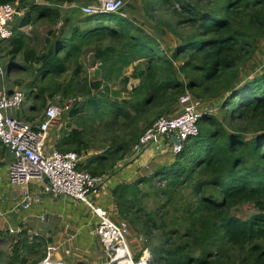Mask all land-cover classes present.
Listing matches in <instances>:
<instances>
[{
	"label": "trees",
	"instance_id": "1",
	"mask_svg": "<svg viewBox=\"0 0 264 264\" xmlns=\"http://www.w3.org/2000/svg\"><path fill=\"white\" fill-rule=\"evenodd\" d=\"M44 1L0 0V4L18 2L24 10L14 26L11 61L22 53L27 63L37 65L40 75L60 78L74 59V75L79 76L80 57L93 49L102 74L100 80L89 86L71 80L57 83L51 90L41 86L38 94L54 97L80 91L89 97L75 103L69 116L87 110L93 121L107 118L115 125L121 116L131 120L126 123L129 132L113 137L110 144L90 156L85 128L62 134L56 142L58 149L87 155L78 164L79 169L105 174L131 164L133 160L120 162L145 129L159 116L170 113L175 104L176 108L186 92L200 100L223 99L218 114L206 111L201 116L199 134L184 142L173 162L155 167L152 175L132 183L120 181L112 190L119 215L134 225L142 224L140 231L147 235L144 248L152 253L149 264H264V63L255 75L238 81L242 71L246 74L247 63L264 38V0H207L202 5L190 0H156L174 7L176 23H164L179 37L172 56L159 49L158 39L151 32L126 16L125 8L121 12L85 15L66 34L64 27L72 18L68 17L59 28L48 32L51 45L39 51L27 42L30 31L38 17L58 25L64 10L47 3L67 0ZM153 5L149 0L148 6ZM92 22L96 24L86 28L80 25ZM133 64L132 73L126 76L125 69ZM131 78L139 80L131 92L136 99L134 114L125 105L131 99L119 100L121 93L109 86L117 79L126 85ZM93 88L97 93H91ZM155 112L157 115L145 127L139 126L141 119H150ZM154 178H158L159 193L167 197L160 219L152 213L142 217V208L134 211L142 192L140 185ZM185 189L189 195L181 194L176 201L177 194ZM168 204L176 205L175 209L183 213L178 219L171 218L170 223L165 218ZM244 204H253L257 211L247 218L240 217L235 210ZM156 230H160V242L151 245ZM12 239L9 259L13 264H40L51 243V238L41 234L31 237L27 228L12 235ZM142 254L140 251L136 258Z\"/></svg>",
	"mask_w": 264,
	"mask_h": 264
},
{
	"label": "built area",
	"instance_id": "2",
	"mask_svg": "<svg viewBox=\"0 0 264 264\" xmlns=\"http://www.w3.org/2000/svg\"><path fill=\"white\" fill-rule=\"evenodd\" d=\"M125 0H97L83 4L81 11L85 15L102 12H121ZM24 15V10L18 2L0 4V56L2 49L9 44L14 36V22ZM6 71L0 64V144L4 145L13 155L9 165L8 178L11 184L20 188L19 206L29 209L42 197L49 195L55 198H72L84 202L97 218L95 232L104 245L108 258L102 264H149L152 257L149 248H143L139 258L131 247L129 237L131 228L125 219H115L111 210L98 201V191L110 173L93 174L79 169L82 155L76 151H61L56 146L50 148L48 139L51 127L57 123L66 111L81 100V97H71L65 107L52 103L47 106L44 115L35 122L22 120L11 111L21 108L26 99V92L21 88L9 90L4 84ZM200 99L186 92L179 99L180 107L176 113L161 115L145 129L139 140L120 164L132 161L149 149L170 151L173 155L180 152L184 142L200 132L201 116L207 111L201 105ZM177 137L180 143L174 141ZM142 170L147 176L152 175L151 164L143 165ZM48 177V181H45ZM42 181L43 189L39 194L29 190L33 181ZM5 212L0 209V217ZM23 227H9L11 235L22 233ZM32 237L37 232L29 233ZM144 240V237H141ZM54 244L47 247L46 258L41 264H75L53 258L56 250ZM84 264V263H81Z\"/></svg>",
	"mask_w": 264,
	"mask_h": 264
},
{
	"label": "rangeland",
	"instance_id": "3",
	"mask_svg": "<svg viewBox=\"0 0 264 264\" xmlns=\"http://www.w3.org/2000/svg\"><path fill=\"white\" fill-rule=\"evenodd\" d=\"M153 1V7L150 8L148 6L149 0H125V10L124 13L129 18L135 20L138 24H141L143 28L147 31L151 32L153 36L158 39L159 49L162 50L165 54L172 56L175 47L179 43V37L176 36L171 29L166 26L164 23H176V15L172 13L174 7L170 3L162 4L157 3L156 0ZM194 4L198 2L199 5L206 4L207 0H190ZM175 7L178 8V5L175 4ZM179 9V8H178ZM106 17V16H103ZM98 21V20H97ZM48 22V21H47ZM46 23L42 25H38L35 29V36L33 39L27 40L28 44L39 50L44 51L51 45V41H47V34L52 29L51 25ZM114 23V20L113 22ZM49 36V35H48ZM260 48L254 54L252 60L247 63L246 66V74L242 71L240 75L239 82L243 81L246 75H255L258 72L259 66L264 63V38L260 40ZM105 41L104 43H106ZM11 48L10 43L6 44L2 49V54L0 56V64L6 71V83L10 81H16L17 85L21 87L26 92V99L22 106V108L16 109V113L23 118L29 117L31 122H35L40 119L44 115V111L48 105L55 103L60 105L61 107H65L67 101L71 97H82L84 99L88 98L89 95H84L80 91L75 93H69L68 96H63V94L58 93L51 97L49 93L41 96L38 94L39 87L41 86H48L54 88L57 83H64L67 84V81L73 80L74 83L76 82L83 84L87 82V86L89 83L100 80L102 78V74H100V67L99 62L94 58V50L90 49L86 51L81 57L80 61L82 63V71L79 76L74 75V71L77 67L76 62L72 59L69 62V69L68 71L63 74L60 78H55L51 75H40L37 72V65L36 64H29L24 60V56L22 53L17 55L14 61H11L9 54V49ZM137 63V62H136ZM135 63V64H136ZM15 65V70L9 71V67ZM134 68V64L127 67L125 69V75L129 76ZM123 77V76H122ZM108 84V82H105ZM139 83L138 79L131 78L128 84H124L121 82L120 79L110 81L109 86L112 90L118 91L121 93L119 96V100L131 99V103H125L126 108L134 114L136 111L133 109V103L136 102V99L131 95L132 87L136 86ZM92 88V87H91ZM49 92V91H47ZM92 94L97 93L96 89H92ZM223 99L220 98H201L202 106L204 109H207L212 114H218L220 110V104ZM45 102V103H44ZM77 103V102H76ZM75 105V104H74ZM73 105V107H74ZM178 105V104H177ZM176 104L172 107V111L167 113L166 115L174 114L179 109L180 105L174 108ZM69 111H66L62 114L59 119L58 125L51 127L50 129V137L51 134L54 139L57 141L61 138L62 134L69 132L73 128L81 127L85 128L88 131L87 139L90 141V153L88 156L100 152L101 149L105 148L106 145L110 144L113 140V137L123 136L126 132H129L130 128L127 126V122H131L129 118L121 116L119 118V123L113 125L111 122H108V119L105 118L103 121L97 119L95 121L92 120V114L89 113L87 110L83 111L78 116L71 117L69 116ZM157 115V112L152 114L151 118L145 117L140 120L139 126L145 127L148 120L153 119ZM26 120V119H25ZM155 121V120H154ZM59 129V130H58ZM58 132V133H57ZM56 134H61L60 137H57ZM56 136V137H55ZM50 140V141H49ZM55 140L52 138L48 139V146L50 148L55 146ZM51 142V143H50ZM62 151V150H61ZM167 154V160L163 162V166H168L171 162L174 161V157L170 154V151ZM87 158V155L82 154L81 162H84ZM161 160V159H160ZM163 160V159H162ZM112 173V172H111ZM137 179L141 178L142 176H147L145 171L140 169L137 173ZM136 179V180H137ZM142 192L139 194V200L137 201V205L134 206V211H138L139 215L145 217L146 213H152L155 217L159 219L163 217L165 213L166 207L163 206L167 202V197L162 196L159 193L158 189V178H154L151 183H145L140 185ZM181 194H188L189 191L185 189L175 197V200L178 201L180 199ZM174 200V201H175ZM176 205L168 204V215L165 217L167 222L170 223L171 218H180L183 214L181 210L175 209ZM257 211V208L254 207L253 204H244L238 207L235 212L242 218H247L253 213ZM115 219H125L130 224L131 228V235L129 237V241L132 247V250L135 254L140 252L145 245V240L141 239V237L146 238L145 232L142 230L140 231V226L142 228V224L134 225L131 223L129 219H126L119 215H114ZM138 230L140 232H138ZM141 233V234H140ZM144 234V235H142ZM146 235V236H145ZM160 230H156L154 235L152 236L151 245L157 244L160 242ZM13 246V239L12 236H8L6 234L0 235V264H13L10 262L9 256L11 255ZM63 247V246H62ZM100 248H104L103 246H99ZM101 249V250H102ZM63 252V251H62ZM42 262V261H41ZM40 262V264H41ZM80 262V261H79ZM83 262V261H81ZM47 264V263H46ZM86 264H89L86 261Z\"/></svg>",
	"mask_w": 264,
	"mask_h": 264
},
{
	"label": "crops",
	"instance_id": "4",
	"mask_svg": "<svg viewBox=\"0 0 264 264\" xmlns=\"http://www.w3.org/2000/svg\"><path fill=\"white\" fill-rule=\"evenodd\" d=\"M37 1L45 2L44 0ZM88 1L89 0H67L63 3H47L64 10L62 13V19L57 25L52 24L50 21L42 19L38 17V14H35V16L38 17V21L30 31V38L27 40L34 38L35 29L38 25H42L48 21L47 24L51 25L53 30H56L61 24H63L66 18L72 17L68 20V25L64 27L66 34H69L71 25L73 26L77 19L79 20L85 16L81 11V6L90 3ZM76 9H79L80 11L77 12ZM73 16L75 17L73 18ZM18 24L19 18H16L14 26H17ZM95 24L96 22L80 25L82 28H86L87 26ZM47 37H49L48 34ZM15 68L16 66L12 65L9 67V71L15 70ZM16 83V81L6 83L5 77L4 84L9 90L21 88L17 85L18 83ZM11 113L22 120H30V118L25 117V115L21 118L16 113V109L12 110ZM58 123L59 121L52 127L58 125ZM56 135L57 137H60L61 134ZM49 138L55 140L52 134L50 137V133ZM56 142L57 139L54 142L55 146ZM168 152L169 151L165 149H149L133 159L132 163L122 170H120L119 167L115 168V171L111 173L110 177L106 178L104 184H102L99 189L97 197L98 201L103 206L109 208L113 216H117L119 213L112 195L114 186L120 181L129 183L135 181L137 179L136 173L142 169L143 165L146 163L151 164L153 168L162 167V164H164L163 162L169 159L167 158V154H169ZM170 154L172 153L170 152ZM12 161V153L0 144V209L5 212V215L0 217V233L12 236L9 234L8 228L11 226H22L23 228H27L30 234L37 232L38 234L51 238L50 244H54L57 248L53 254L55 260H63L70 263L83 261L82 263L84 264H86V261L89 264H102L103 262H106L108 253L99 236L95 232L97 218L84 202L72 198H55L46 195L42 197L41 201L35 202L29 209L25 210L18 205L21 197L20 188L11 184L8 178V169ZM42 189V181L33 180L29 184V190L34 194H39ZM100 245L104 248H100Z\"/></svg>",
	"mask_w": 264,
	"mask_h": 264
},
{
	"label": "water",
	"instance_id": "5",
	"mask_svg": "<svg viewBox=\"0 0 264 264\" xmlns=\"http://www.w3.org/2000/svg\"><path fill=\"white\" fill-rule=\"evenodd\" d=\"M174 141H175L176 143H180L177 137H174ZM45 181H48V177H45Z\"/></svg>",
	"mask_w": 264,
	"mask_h": 264
}]
</instances>
